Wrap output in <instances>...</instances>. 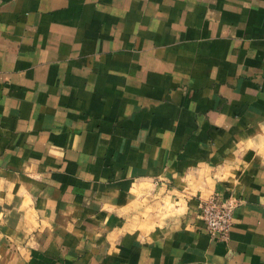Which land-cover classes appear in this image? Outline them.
<instances>
[{"label":"crops","instance_id":"obj_1","mask_svg":"<svg viewBox=\"0 0 264 264\" xmlns=\"http://www.w3.org/2000/svg\"><path fill=\"white\" fill-rule=\"evenodd\" d=\"M0 264H264V0H0Z\"/></svg>","mask_w":264,"mask_h":264},{"label":"built area","instance_id":"obj_2","mask_svg":"<svg viewBox=\"0 0 264 264\" xmlns=\"http://www.w3.org/2000/svg\"><path fill=\"white\" fill-rule=\"evenodd\" d=\"M236 204L237 201L234 199L219 200L213 196L199 203L198 214L204 221L209 235L221 239L227 238Z\"/></svg>","mask_w":264,"mask_h":264}]
</instances>
